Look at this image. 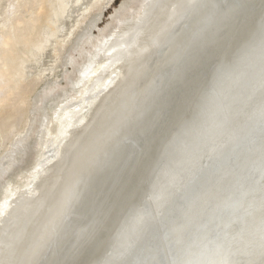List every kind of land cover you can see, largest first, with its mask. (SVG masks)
I'll list each match as a JSON object with an SVG mask.
<instances>
[{
	"label": "bare ground",
	"instance_id": "bare-ground-1",
	"mask_svg": "<svg viewBox=\"0 0 264 264\" xmlns=\"http://www.w3.org/2000/svg\"><path fill=\"white\" fill-rule=\"evenodd\" d=\"M113 1L0 0V264H264V0Z\"/></svg>",
	"mask_w": 264,
	"mask_h": 264
},
{
	"label": "rangeland",
	"instance_id": "rangeland-1",
	"mask_svg": "<svg viewBox=\"0 0 264 264\" xmlns=\"http://www.w3.org/2000/svg\"><path fill=\"white\" fill-rule=\"evenodd\" d=\"M121 2V0H114L113 3L111 4V6L106 10L104 11L103 13V17H102V22L99 23V27H102L105 22H106V19L108 18L109 14L113 11L114 8H116L119 3ZM6 5L5 2H2L1 3V7L0 8H4ZM50 51H51V48L48 47L46 49V53L44 54L43 53V57L38 60L36 62H32L29 66H30V71L29 73H35V74H38L40 72H42L43 76H44V80H50V79H53L55 76H56V73H54V66H53V63H51V54H50Z\"/></svg>",
	"mask_w": 264,
	"mask_h": 264
}]
</instances>
